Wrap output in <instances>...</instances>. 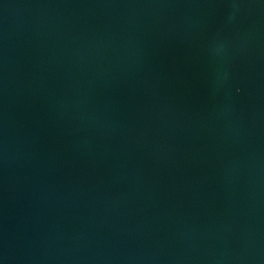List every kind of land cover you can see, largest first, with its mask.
Here are the masks:
<instances>
[{
	"label": "water",
	"instance_id": "95a60500",
	"mask_svg": "<svg viewBox=\"0 0 264 264\" xmlns=\"http://www.w3.org/2000/svg\"><path fill=\"white\" fill-rule=\"evenodd\" d=\"M0 264H264V0H0Z\"/></svg>",
	"mask_w": 264,
	"mask_h": 264
}]
</instances>
